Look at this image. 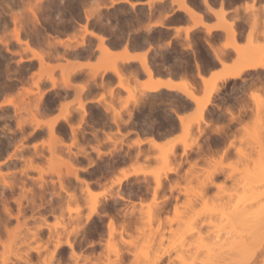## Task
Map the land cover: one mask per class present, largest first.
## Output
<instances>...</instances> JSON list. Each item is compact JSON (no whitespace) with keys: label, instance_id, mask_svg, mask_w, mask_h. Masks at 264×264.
<instances>
[{"label":"rangeland","instance_id":"1","mask_svg":"<svg viewBox=\"0 0 264 264\" xmlns=\"http://www.w3.org/2000/svg\"><path fill=\"white\" fill-rule=\"evenodd\" d=\"M36 5H41L43 9L38 10L40 24L36 25L45 28H40L42 35L44 31L50 35V30L56 27L58 22H61L58 24L61 32H71L65 29L70 18H82V8L77 0H0V91H4L0 99H7L8 105L14 107V110H0V264H264V234L255 235V239L260 240L256 241L260 242V245L255 246L256 253L254 252L253 257L246 262L248 253L240 252L236 244L248 239L246 232L241 235L246 227L239 228L234 225L236 212L249 210L258 216L264 215V210L259 208L264 203V197L254 198L246 190L242 180L245 175V160L242 157L238 162L237 159V151L245 153L249 161L248 167H251V161L264 157V70H259L256 75H245V83L237 80L220 88L216 81L219 97L214 103L220 110H210L209 115L205 114L202 118L199 117L198 110L187 114L184 129L176 131L172 139L151 147L147 152L137 150L136 157L128 162L129 165H120L113 174L108 173L101 178L96 186L90 183L100 176L99 171L102 172L106 163H111L112 152L116 150L117 154L125 151L133 135L131 127L107 130L108 137H105L103 142L106 147L98 152L102 155L101 158L97 159V154L93 152V167L84 163L81 167H86L79 169L97 172L91 180H87L85 176L88 173L80 172V179L90 181L89 189L86 190L83 183L73 181L67 189L68 193L74 195L70 198L65 191L59 189L57 178L59 172L65 173L61 160L68 159L66 157L69 156V149L75 147L71 145L72 140H68L65 128L58 125V122L63 123L62 120L69 110H43V114H40L35 108L37 105L38 109L41 102L39 94L50 89L48 81L55 79L58 82L60 78L62 80V67H65L66 59L60 57L56 60H46L43 68L26 71L20 63L21 57L18 56L24 48L16 43L13 36L16 28H33L34 19L30 9L36 8ZM260 11L264 14V4L245 5L243 15H250L253 22L249 23L248 33L250 36L256 33L258 38L247 39L243 44L237 43L235 39L228 41L227 46L232 47L237 56L235 63L243 60L256 48L264 49L263 41L261 42V37L264 39V17L260 15ZM124 16V11H120V15L116 17L123 20ZM242 16L237 14L236 19ZM13 17L17 20V25L13 23ZM219 19L217 21L221 23ZM193 21L194 24L199 22L198 19ZM188 31L185 34L189 33ZM197 35L193 36L195 40H198L197 37L201 38V34ZM70 36H59V40L67 41L62 38ZM21 39L24 41L25 38ZM40 47L43 50H33L37 55L44 56L47 50L45 43ZM184 52L180 47H176L174 55L181 53L180 57L191 58L188 54H182ZM115 56L111 59L115 62L114 65H117L123 57ZM116 58L117 60H114ZM98 63V67L92 68L91 73L109 71L113 66L111 64L109 67L108 61L105 62L103 57ZM219 77L221 76L218 73H214L208 80H217ZM249 79L255 82L251 83L253 86ZM247 83L250 85L247 86ZM243 84H246L247 88H244ZM119 87L126 92V97L118 100V111L123 120H127L128 125L136 120V110H127L133 101L130 95L134 97V86L130 83L123 86L124 88ZM143 90H146V87L141 88V91ZM136 92L138 89L135 88V94ZM205 93L203 90L197 91L194 96L203 99ZM52 95L53 93H50L49 100ZM62 102L64 107L69 109L75 107L73 99L67 98ZM116 106L114 103L113 108ZM224 107H227L226 110L221 109ZM257 111L261 112L259 117L257 116L259 119L256 117ZM36 112L39 115H36ZM93 112L102 121L109 117V114L104 116L100 110ZM239 112L242 116L236 120ZM33 114L36 115L35 118ZM139 117L144 116L138 112ZM74 123L75 129H81L84 121L78 119L77 123ZM52 124L55 131L50 135L48 128ZM96 128L99 130L101 127L97 125ZM54 138L62 142L54 144L51 141ZM90 150L88 149V152ZM71 153L72 151L70 155ZM154 175H159L164 187L155 195ZM132 176L140 178H131ZM23 189L34 194L35 201L32 204L21 199L23 211L18 214L15 200L21 197ZM120 191L123 192V197L126 193L136 195L121 200L126 204L124 208L116 206V209L121 208L122 213L128 215L129 219L126 217V220H133L134 223L122 229L118 224L122 223L124 217L119 216L117 220L116 210H107V213L111 214L110 218L117 223L112 237H109L105 228V221L108 223L109 218L104 217L100 222L95 217L85 225L84 232L92 241L84 244L85 250L77 248L78 245L75 244L78 258H71L64 246L55 250L57 234L63 243L68 238L67 233L74 228L75 220L80 219L82 224H85L91 202H103V194ZM144 191L146 193L140 195ZM57 195L62 197L61 203ZM3 199L11 210L10 217L4 211ZM77 208L78 213H71ZM68 209H73L71 215ZM56 224L65 225V228L52 229L54 238L49 240V231L45 226ZM260 225L263 230L259 232H264V217L255 226ZM40 226L42 232H38ZM189 227H194L197 232L184 236ZM235 230L238 234L240 232V236L236 235ZM81 232L77 236L69 235V239L75 243L83 235ZM98 235H101L100 239ZM218 241L223 242L221 249L216 245ZM224 249L229 252H223ZM218 250L221 252L218 253ZM221 253L226 258L223 261L219 260ZM26 256L29 261L23 262ZM159 257L160 259H157Z\"/></svg>","mask_w":264,"mask_h":264},{"label":"bare ground","instance_id":"2","mask_svg":"<svg viewBox=\"0 0 264 264\" xmlns=\"http://www.w3.org/2000/svg\"><path fill=\"white\" fill-rule=\"evenodd\" d=\"M106 1L107 0H77V3L82 8L81 9L82 10V14H81L82 18L76 19V20L73 17L70 18V21L68 22V25L66 26L65 29L71 30V32H68V31H66V32L64 31V33L61 32L58 29V24L60 25L61 22H58L56 27H54L50 30L52 32V33H50V35L52 36V40H50L49 33H46L44 31V34L42 35L40 28L45 30V28H43L42 25L40 26V28L36 26L39 23V18H38L39 11L38 10L39 9L43 10L41 5H36V8L30 9V12H31L33 19H34V21L32 23L33 28L23 29V27H19V28L14 29V31H13L14 35L13 36L15 38L16 43L19 44V46H21V47L23 46V48H24V50L21 49V52L19 53L18 56L21 57L20 63L22 65H24V68L26 71L29 70L32 72L35 68H37V69L43 68L46 64L45 61L51 60L52 58L60 59V57H61V58L66 59L65 67H62V69L64 70V72L62 73V80L60 78V80L57 82L55 79H50V81H48L50 83L49 85L51 86L50 90H47V92L39 94V99L41 102H40V105L38 106V109H37V105L35 106V108H36V110L40 111V114H43V112H44L43 110H50L49 104L55 105L58 101L61 102V100L63 101L67 98L68 94L65 93L63 89H69V88L73 87V85L71 83V81H72L71 76L80 71L76 67H74V65L72 63H69L68 61L71 58L78 59V58H80V57H82L88 53H92L93 47H94V41L87 40L88 36H91V37L96 38L98 40L96 50L101 53L105 62L108 61V63H107L108 66L109 65L111 66V64L113 65L111 67L109 66L110 67L109 72H111V74H113L114 76L117 77V79L119 80L120 86H122V87L124 86L122 83L123 79H121V77H123V70L125 68H123V69L121 67L118 68L117 65H114L115 62H113V60H112L114 57L109 50H110L111 45H118V44L122 43V41L125 37L126 31L130 28V26L126 23V20L131 19L132 16H131V13L126 8L113 7L112 6L110 9H108L109 7H108V5H106ZM108 1L111 3V5L117 3L116 0H108ZM121 1L125 2L131 8H133L135 6V3L131 2V0H121ZM246 1H251L250 5L252 3L260 2V0H157V4L156 3L153 5L149 4L148 10L150 12V15L157 12L159 16L163 17V16H167L168 14H170V12L173 10V8L176 7L177 11H179L180 13H183L187 17H190L191 20L198 19L199 22H197V24L203 25L202 19L200 18V16H202V14L198 13L195 10V6L198 5V6L202 7V13L203 14L209 13L212 16H214L215 18L221 19V23L218 21L220 23L219 24L220 29L227 36H230L231 40L233 41V39L236 40L244 32V29H245L244 25H248V28H249V23L252 22V19H251V16L249 15L244 20L242 19L240 21H237V20L236 21H233V20L228 21L227 14H226L225 10L229 5L239 4L242 2H246ZM216 5L219 6L218 11H216L214 8ZM120 11H124L125 16H124L123 20H120L118 17H116L117 15H120ZM134 14L136 17L145 16L143 10H140L139 12L136 11V13H134ZM59 19H60V17H58V20ZM83 19L86 21V24H84V25L82 24ZM12 20H13L14 25H17L18 22L14 17L12 18ZM112 20H113L114 24L112 23ZM239 22L240 23L242 22V24H239ZM119 23H122V24L120 26H118ZM81 24L83 26H81ZM197 24H195V26H197ZM158 26L159 27L163 26V23L160 22L158 24ZM203 26H205V25H203ZM91 27H93V28H91ZM95 28L97 30H95ZM206 29H207V32L211 31V28H209V27H207ZM102 31H109L112 34V35H110L111 37H114V40L112 41V43L109 39H107V38L105 39V36L102 35L103 34ZM62 35H66V37H68L70 35L71 36L69 38H67V41H61V40H59L60 39L59 36H62ZM195 35L198 36L197 33ZM22 37L25 38L24 41H23V39H21ZM201 37H202V35H201ZM251 38L257 39L258 35H256V33H254V35L250 36L249 33H247V39L252 40ZM138 39L139 38H137V40ZM197 39L200 42V37H197ZM133 41L136 42V38H134L132 40V42ZM262 41L264 44V39L261 37V42ZM128 42H129V40H128ZM195 42H196L195 39L192 36H190L189 33H187L186 37H185V45H187L190 48H193ZM44 43H45V46L47 49L46 52L44 53V56L37 55L33 49L36 48L37 46L44 44ZM126 44L129 45V43H127V42H126ZM253 46H256V45H253ZM60 48H61V51H59ZM23 51H27L29 53H24ZM207 52L208 51L206 50V52L203 51L202 53L204 54V58L205 57H206V59L208 58L207 60L205 59V61L209 64L210 58L208 57ZM216 56H217V59L221 63H223L221 60L220 53L219 54L217 53ZM129 58L130 57L125 58V60H129ZM110 59H111V61H109ZM236 59H237V56H236ZM114 60H117V58ZM116 64H117V62H116ZM142 67L146 73H148V74L151 73L144 61L142 62ZM197 68L200 69V67L198 65H197ZM259 70H264V49L259 50L258 48H256V49L252 50V52H250V54H247V57H244L243 60H240L237 63H235L230 68V71L226 72V74L219 77L217 80L205 81L202 79L204 92L206 91L203 99L196 98L194 96L195 95L194 91L188 85L187 86L185 84L182 85L183 87L181 88V91H183V95L185 96V98L189 102H193L196 105V108L199 111V117L202 118L203 115H205L207 113L208 106L211 105V103L213 102L212 97L218 93V87H217L216 81H225L227 79H232V80L238 79L240 81L242 80L241 83H245V81H243V77L245 76L243 74L245 72H252V74L255 73L254 75H256V73ZM95 74H97V73L92 74L94 76V78L98 75V74L97 75H95ZM252 74H247V75H252ZM253 78H255V77H253ZM245 79H247V78H245ZM249 82H250V84L251 83L255 84V82H252V80H250V79H249ZM233 83H235V82H233ZM250 84L247 83V86H249ZM245 85L243 84V87L247 88ZM161 87H162V85L157 84V85L153 86L151 88V90L154 92H158L161 89ZM85 88H86V86L82 87L83 90H85ZM249 88H251V87H249ZM168 89L172 90L171 88H168ZM238 89H239V87H238ZM51 91H55V92L50 97L51 100H49V96H50ZM3 94H4V91L3 90L0 91V96H2ZM234 94H235V92H234ZM130 96H132L131 99L134 100L133 95H130ZM218 97H217V99H218ZM2 98L3 97H1V99ZM134 101H136V100H134ZM85 105H86L85 102H83L81 100V98H78L77 109L79 111H76V112L79 113V120L84 121L83 126H87L89 128H92V130H93V127H92L93 125H99L101 123H102L101 124L102 126L106 125V123H104V121H102L101 118H98L99 122L94 121L90 124L89 122L92 120V115L94 116V112H93L94 110H88L87 111ZM239 105L241 106L242 103ZM61 108H64L63 110H69V107H64L63 104L61 105ZM217 108H220V107H217ZM224 108L226 109L227 107H224ZM111 109H112V107L109 104H106L105 110H103V111H104V113L112 112V122L118 128L119 126H121L123 124L122 123L123 120L121 118L119 111L111 110ZM5 110H7V109H5ZM73 111L74 110H72V111L69 110L67 112L64 120L68 124V127L70 128V131H71V135H72L71 145L75 146L77 151L73 152L71 149H69V151H68L69 156L66 157L68 159L61 160V164L65 168V173L61 174L59 172L57 174L59 189L62 191H65L66 194L70 198L74 197V195L68 193L67 189L71 186V182H73V181L81 182L85 185L86 190L89 189V182L90 181L88 182L86 180L80 179V174H79L80 170L75 165V164H77L75 162L76 158L79 156H84L85 158L88 159V162H89L88 165L89 166H91L93 164V159L90 156V153L88 154V152L86 151L87 145L90 142V140H88L86 137L87 129H86V127H84V128H81V130H79V129H75L73 127V123H72L73 119H74L73 118ZM260 113H261L260 111H257L256 117L257 116L259 117ZM36 115H39V114L36 112ZM36 115L33 114L32 116L35 118ZM244 115H246L245 112H244ZM241 116L242 115L240 113L236 117V120L241 118ZM178 119L180 121L181 128L183 130L184 129V123H185L184 118L181 116H178ZM166 123H167V125H169V127H168L169 130H171V131L175 130L176 126H175V123L173 121H171L169 118H167ZM48 131H49L50 135L53 131H55L54 124H52L48 128ZM91 133H92L93 138L96 140V142L100 143L98 134L96 132H91ZM106 137H108V136L106 135ZM51 141H53L54 144H60L62 142L61 140H58L55 138ZM151 144L153 146H158V144L156 142H154V140H151ZM94 149L98 153L99 152V145H96L94 147ZM71 151H72V153L70 155ZM114 151L115 152H112V154H111L113 157V159H111L112 161L110 160L111 163H106L104 169H102V172L99 171L101 173L100 176L95 177L96 181L94 183H97V185L100 183L101 178L105 177L106 174L110 173V171H112L115 168V166H117L120 163H123L125 157L131 159L132 154L130 152H126L124 154L121 152V153L116 154V150H114ZM55 154H56V151H55ZM55 154H53V155H55ZM244 154H242V152H240V151H237L238 162H240L242 157L245 160V161H243V163H245V165H244L245 175H244L242 180L244 181L246 190L254 198H258V196L264 197V157L258 158L255 161H251V167H248V163H249L248 157ZM92 167H93V165H92ZM237 172H239V170H237ZM96 173H97L96 171L93 173L91 172L92 175H96ZM153 177L155 179L154 183L156 184V186H155L156 188L154 189V195H155L159 189H163L164 187L162 185L163 183L161 182L159 175L158 176L154 175ZM126 178L127 177H125V179ZM120 183H121V180L118 181V184H120ZM9 187L11 189L13 188L10 185H9ZM138 191L140 192V190H138ZM124 194H125V192H124ZM133 194L134 193H128V194L126 193V195L124 197L130 198V197L135 195V194L134 195ZM102 196L104 198L103 202L98 203L97 201H94V202H91L89 204V206H88L89 211L85 217V220H86L85 224H82V221L79 218H76L79 220H77V221L75 220L76 222L74 221L75 226H74V228H72L71 231H69L67 233L68 238L66 239L65 242L62 243L59 240V237H58L59 234H57V238L55 239V243H54L55 250L61 249V247L64 246L65 248H67V254H70L71 258H78L79 256L75 253L76 245H78L77 248H79V247H82L88 241V235H86L87 233H85V235H84V232L86 229L85 225L89 221L93 220V218H95V217L100 222L102 221V218H104V217L109 218L108 223L106 224V229L108 231L109 237H112L117 223L115 222L116 220L113 221V219L110 218L111 214L107 213L108 212L107 210H112V209L114 211L116 210L115 214H117L116 215L117 220L119 219L118 218L119 216H120V218L124 217L123 220L121 219L122 223L118 224L120 227H122V229H125V228L129 227L132 223H134L133 220L132 221L128 220L129 219L128 215L125 213H122V211L120 210L121 208L116 209V206H118L120 204L121 200H124L123 192L121 193V191H120L117 193L103 194ZM57 197H58V201L61 203L62 197L60 195H57ZM21 199H25L28 203L34 204L35 196L31 192H28V191L23 189L21 197L19 199L15 200L17 207H18V214H20L23 211ZM141 203H142V201H141ZM166 203H168V202H166ZM3 205H4V211L7 212L8 216L10 217L12 215L11 210L7 206L8 204H7V201L5 199H3ZM109 205H111L112 207H110ZM119 206H122V205L120 204ZM259 208L264 210V203L262 205H260ZM51 210H53L52 207H51ZM72 210L73 209H71V211ZM67 211L69 212V215H71V213H78L79 212L78 208L72 212L70 211V209H68ZM77 215H79V214H77ZM126 217L128 218L127 219L128 222L126 220ZM263 217H264V215L258 216V214L251 213L249 210L248 211L243 210L242 212H236V214H235L234 225L239 226V228L240 227H246L243 230V232H241V235L245 232H246L245 233L246 236L248 235L247 236L248 239H243L239 242H236L237 249H239L240 252L244 251V252L248 253L247 257L245 258L246 260L248 259L246 262H248L253 257V254L255 252L254 250H256L257 249L256 247H259V245H260V242H256L258 239L257 240L255 239V235L259 236V233L264 234V232H259V231L263 230V227H262V225H260L258 227L255 225L258 224V222ZM15 218L17 219L18 216H16ZM57 227L65 228V225L61 226L59 224H56L54 226H45V228L49 231L48 232V239L49 240H52L54 238L53 233H52V229H56ZM79 229H81V230H79ZM42 231H43L42 227L40 226V228H38V232H42ZM80 231H82L81 234L83 233V235L75 243H74V240L72 241L69 239V235L77 236V234H79ZM195 232H197V230L194 227H189L187 229V231L184 233V236L191 235ZM235 233L237 235L238 231L235 230ZM239 234H240V232H239ZM239 234H238V236H240ZM36 235H37V233H36ZM36 235L34 234V236H36ZM258 241H260V240H258ZM216 245H218L219 249H221V247L223 246V242L218 241V242H216ZM220 252L221 251L218 250V253H220ZM223 252L227 253L229 251L224 249ZM36 253H38V251H36ZM259 253H261V252L259 251ZM216 257H218V256H216ZM22 259L23 258H21V260ZM93 259H96V258H93ZM157 259H160V257ZM225 259L226 258L221 253L219 256V260L223 261ZM28 261L29 260L27 259V256H26V258L23 259V262H28ZM157 263H159V262L157 261Z\"/></svg>","mask_w":264,"mask_h":264},{"label":"crops","instance_id":"3","mask_svg":"<svg viewBox=\"0 0 264 264\" xmlns=\"http://www.w3.org/2000/svg\"><path fill=\"white\" fill-rule=\"evenodd\" d=\"M116 1L117 3L111 5V3L107 0L106 5H108V9H110L112 6L126 8L131 13L132 18L126 20V23L130 26V28L126 31L122 43L118 45H111L109 51L112 53L113 57H116L115 55L123 57L122 61H120L117 66L118 68H125L123 70L122 78L123 85L127 86L131 83L134 86L132 88L134 90V100L136 101L133 100L132 104L127 110H136V120L127 125V120H123V116L121 115L123 124L117 128L112 122V112L104 113L103 111L105 110L106 104H109L112 107L111 110L118 111L120 108V102L118 103V100L124 99L126 97V92L121 90L122 88L119 87V80L116 76L111 74V72L103 71L95 78L92 75L93 73H91V69L98 67V61H100L102 57L101 53L96 50V46L98 44V40L96 38L91 36L87 37V40L94 41L92 53H88L78 59H69L68 62L72 63L74 67L80 71L74 74L75 76H71V83L73 87L69 89H63L64 92L68 94L67 98L70 100L73 99L75 101V107L69 110H78L77 100L78 98H81V100L86 104V110H100L104 116L109 114L107 120L104 121L106 125L102 126V123L99 124V127H101L99 130L96 128L97 125L92 126L93 130L92 128L83 125L81 127H86L87 129L86 137L88 140H90V142L87 145L86 151L88 152V149H91L88 152V154L90 153V156L93 154V152H95L97 154L95 157L97 159L101 158L102 155L98 154L94 147L99 145V150L103 147H106L103 145V142L106 135L108 134L106 132L107 130L112 128L117 130L120 128L129 129L131 127L130 129L133 131H131L133 134L130 137L131 143L127 146V149L122 152L123 154L130 152L132 154L131 159L125 157L123 163L118 164L112 171H110L112 174L115 172V170H118L120 165H124L126 163L129 165L128 162L132 161L136 157L137 150H143L147 152L151 149V147L154 148V146L151 144V140H154V142L157 144H164L168 140L172 139L176 131L182 129L178 116L183 117L185 120L187 114L197 110L196 105L193 102H189L183 95V91H181V88L183 87L182 85H188L196 95L197 91L203 90L204 92L202 79L209 81L208 79H210L214 73H218L219 76H223L226 74V72L230 71V68L234 65L236 60L234 49L227 46L228 41H231V37L227 36L220 29V23L214 16L209 13L203 14L202 7L198 5L195 6V10L202 14L200 18L202 19V23L205 26H195L194 21L191 20L190 17H187L183 13L177 11L176 7L173 8V10L167 16L161 17L157 12L150 15L148 10L149 4H157V0H131V2L135 3L133 8L129 7L121 0ZM250 2L251 1H246L239 4L229 5L225 10L228 21H240L242 19H246L247 14L243 15V11L245 10V5L250 4ZM261 4H264V0H260V2L256 3L258 6ZM214 8L216 11L219 10L218 5H216ZM140 10H143L145 16L136 17L134 13H136V11L139 12ZM237 14L243 16L239 19H236ZM260 15L264 17V14L261 11ZM160 22L163 23V26L161 27L158 26ZM82 24H86L84 19ZM82 24L81 26H83ZM121 24L122 23H119L118 26ZM239 24H242V22H239ZM207 27L211 28L210 32H207ZM96 28L95 30H97ZM244 28V32L236 39L237 43L243 44L247 41L248 25H244ZM187 30H189V35L192 37L196 33L202 35L200 42L195 40L196 42L193 48L185 45V32ZM102 33V35L105 36V39H109L112 43L114 40V37L110 36L112 34L109 31H102ZM134 38H136V42H132ZM137 38L139 39L137 40ZM62 39L65 40L67 38L64 37ZM126 42L129 43V45H127ZM176 47H180L185 51L182 54H188L191 56V58L184 59L180 57L181 53H179L178 56H175L174 53H176ZM36 48L39 50L41 49L40 46H37ZM206 50L208 51V57L211 59L209 64L205 61L204 54L202 53L203 51L206 52ZM217 53H220L223 63L217 59ZM127 56L130 57L129 60H125V58H128ZM53 59L56 60L57 58H52V60ZM143 61L149 68L151 72L150 74L144 71L142 67ZM197 65L200 67V69L197 68ZM247 74H252V72H245L243 75ZM237 80L238 79H227L225 81H218V86L221 88L225 84L233 83ZM49 84L50 83H48V86L51 88ZM157 84L162 85L161 89L158 92L152 91L151 88ZM84 86H86L87 89L85 88V90H83L82 87ZM143 87H146V90L141 91V88ZM135 88L138 89L136 94ZM168 88H171L172 90H169ZM55 91H51V93H54ZM103 95L105 97H103ZM217 95L218 93L212 97L213 102L208 106L206 115H209L210 110H220L214 103V101L217 100ZM114 103L117 104L115 108H113ZM62 104V100L61 102L58 101L55 105L49 104L50 110H61ZM3 109L14 110V107L8 105L7 99H0V110ZM221 109L226 110L225 108ZM137 111L144 117L138 118ZM157 111L161 112L157 113ZM73 118L74 119L72 123H77L79 119V113L73 111ZM156 118H160L158 120L159 122H157ZM167 118L175 123V130L171 131L168 129L169 125L166 123ZM62 121V125L60 122H58V125L65 128L66 136L68 134V140L71 141L72 135L70 128L64 120ZM94 121L99 122L95 114L94 116L92 115V120L89 123L91 124ZM91 132H96L98 134L100 143L96 142ZM135 140L138 141L134 143ZM72 151L76 152V147H74ZM75 162L77 163L76 166L79 169H84L86 167V165L81 167V164L87 163L88 166L89 163L88 159L84 156L77 157ZM80 172L88 173V175L85 176L87 177V180H91L93 176L91 172L93 173L95 171L80 170L79 174ZM131 178L140 177L132 176ZM94 182L91 184L96 186L99 185ZM144 193H146V191L140 193V195H143ZM134 197H136V195H134ZM120 204L123 208L126 205L122 202H120ZM105 222L106 228L107 221ZM89 237L90 236H88L87 242L92 241ZM100 237L101 235H98V239H100ZM84 247L85 245L81 247V249Z\"/></svg>","mask_w":264,"mask_h":264}]
</instances>
